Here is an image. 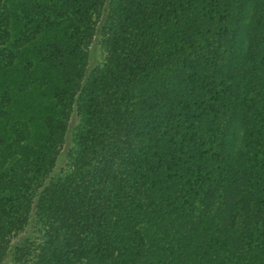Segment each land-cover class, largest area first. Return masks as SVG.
<instances>
[{
    "label": "trees",
    "instance_id": "trees-1",
    "mask_svg": "<svg viewBox=\"0 0 264 264\" xmlns=\"http://www.w3.org/2000/svg\"><path fill=\"white\" fill-rule=\"evenodd\" d=\"M4 263L264 264V0H0Z\"/></svg>",
    "mask_w": 264,
    "mask_h": 264
},
{
    "label": "rangeland",
    "instance_id": "rangeland-1",
    "mask_svg": "<svg viewBox=\"0 0 264 264\" xmlns=\"http://www.w3.org/2000/svg\"><path fill=\"white\" fill-rule=\"evenodd\" d=\"M97 56H98V54H97ZM67 146V145H66ZM4 264H7V263H4Z\"/></svg>",
    "mask_w": 264,
    "mask_h": 264
}]
</instances>
